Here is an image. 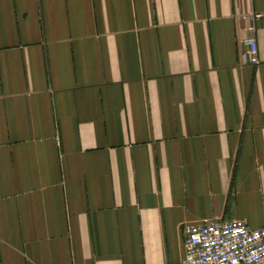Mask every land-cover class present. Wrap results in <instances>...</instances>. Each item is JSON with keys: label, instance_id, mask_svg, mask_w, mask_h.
Listing matches in <instances>:
<instances>
[{"label": "crops", "instance_id": "obj_1", "mask_svg": "<svg viewBox=\"0 0 264 264\" xmlns=\"http://www.w3.org/2000/svg\"><path fill=\"white\" fill-rule=\"evenodd\" d=\"M233 219L264 226V0H0V264H183Z\"/></svg>", "mask_w": 264, "mask_h": 264}, {"label": "built area", "instance_id": "obj_2", "mask_svg": "<svg viewBox=\"0 0 264 264\" xmlns=\"http://www.w3.org/2000/svg\"><path fill=\"white\" fill-rule=\"evenodd\" d=\"M263 15L252 13L254 23ZM254 31V24L250 26ZM246 48L239 54L241 64L260 62L257 38L242 39ZM183 264H264V226L253 229L244 220L204 221L187 227Z\"/></svg>", "mask_w": 264, "mask_h": 264}]
</instances>
